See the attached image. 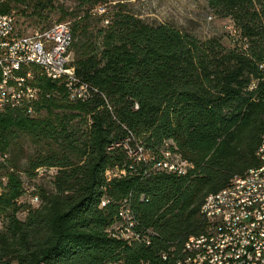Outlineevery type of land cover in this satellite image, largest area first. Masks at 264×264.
<instances>
[{"label": "trees", "instance_id": "1", "mask_svg": "<svg viewBox=\"0 0 264 264\" xmlns=\"http://www.w3.org/2000/svg\"><path fill=\"white\" fill-rule=\"evenodd\" d=\"M23 1L37 16L52 5L5 0L0 11ZM206 2L231 19L244 48H226L216 36L198 38L167 21L148 22L125 1L100 12V25L91 24L88 9H62L57 21L71 19V64L89 93L69 99L61 83L39 75L31 113L0 112V152L6 153L0 264H177L183 245L204 232L205 198L259 165L264 0ZM124 138L150 155L166 142L192 167L177 175L148 159L131 162ZM39 165L55 167L49 187L35 186V206L16 202L20 174L30 177ZM113 167L124 173L107 178ZM123 200L142 227L155 230L143 231L144 243L128 244L106 231Z\"/></svg>", "mask_w": 264, "mask_h": 264}, {"label": "built area", "instance_id": "2", "mask_svg": "<svg viewBox=\"0 0 264 264\" xmlns=\"http://www.w3.org/2000/svg\"><path fill=\"white\" fill-rule=\"evenodd\" d=\"M71 30L66 20L53 21L42 29H35L29 33H18L15 28L14 14L0 12V112L6 109L22 108L27 113L32 112V106L40 95L39 87L34 83L35 76L60 82L66 90L67 97L72 100H85L89 90L87 84L75 74L71 64ZM116 142L115 144H118ZM121 146L131 162L151 160V166L157 170L173 174H184L192 166L186 164L174 148H169L164 142L163 147L155 155H150L143 145L137 141L130 142L127 138L121 141ZM258 161L264 162V146L260 148ZM6 162V153L0 152V170ZM35 176L46 175L49 178L55 172L54 166L39 165L33 171ZM124 173L123 169L107 168L106 177ZM20 174L22 184L23 201L35 206L39 196L33 182L27 183ZM5 183V177L0 174V190ZM264 183L263 178H256L254 172L252 178L240 184V190H251L254 193H262L263 202H249L252 212L241 213L239 216L230 217V206L221 207V219H215L212 223L211 240L214 243L216 236L225 229H232V237L228 244L217 254L219 264H245L244 254L246 246H253L254 264H264V214H255L256 206H264V192H257V185ZM227 193H231L228 190ZM106 201L103 198V205ZM155 230L150 227H142L134 217L127 201L119 205L116 219L106 228L113 237L121 239L128 244L144 243L141 240V232ZM189 260L187 264L195 262L206 252L204 247L189 246ZM162 257L165 254L162 253Z\"/></svg>", "mask_w": 264, "mask_h": 264}, {"label": "rangeland", "instance_id": "3", "mask_svg": "<svg viewBox=\"0 0 264 264\" xmlns=\"http://www.w3.org/2000/svg\"><path fill=\"white\" fill-rule=\"evenodd\" d=\"M4 1L0 0V4ZM115 1H125L130 11L138 14L148 22L167 21L198 38L213 35L218 37L226 48L241 49L245 46L246 40L239 35L231 19L214 13L207 5L206 0H86L82 3L79 0H52V5L45 6L38 16L30 13L31 9L28 2L23 1L22 3L14 4L9 10L0 12L14 14L17 32L29 33L35 29H42L53 21H57V16L62 9L67 11L76 9L79 12L88 9L91 16H93L91 24H105V20L97 21L96 16L103 10L109 9L111 3ZM62 20L69 22L71 19L66 16ZM26 144L27 142L25 141ZM22 178L27 183L29 181L33 182L36 187H49V177L46 175H31L30 177L23 175ZM16 202H24L22 194L16 198ZM16 215L22 218L24 211L19 210Z\"/></svg>", "mask_w": 264, "mask_h": 264}, {"label": "bare ground", "instance_id": "4", "mask_svg": "<svg viewBox=\"0 0 264 264\" xmlns=\"http://www.w3.org/2000/svg\"><path fill=\"white\" fill-rule=\"evenodd\" d=\"M264 146V129L261 133L260 143L256 150V158L258 160L260 148ZM259 165L253 168H250L243 175L234 176L229 185L217 193L208 195L202 206L201 213L205 218V229L202 234L197 236L196 238L187 241L181 251V256L177 259V264H187L189 260V252L188 248L191 245L195 247H204V253L195 264H219L213 263L217 261V254H220L221 251L228 244L229 238L232 237V229H225L220 234L216 236V240L214 243H209L211 240V231H212V223L215 219H221V211H216L221 209V207H229L230 206V217L239 216V211L241 213H249L252 212V205L249 202L253 199V202H263L262 193H254L251 190H240V184L243 181H248L252 178L254 172H256V178H263L264 173V162L258 161ZM188 166H192L190 163L186 162ZM228 190H231V193H227ZM257 192H264V183L257 185ZM39 203V199L36 201L37 205ZM255 214H264V206H256ZM144 231V230H143ZM141 232V240L145 241L146 234ZM148 233H151L150 230H147ZM244 262L245 264H254L253 257V246H246V254H244Z\"/></svg>", "mask_w": 264, "mask_h": 264}]
</instances>
